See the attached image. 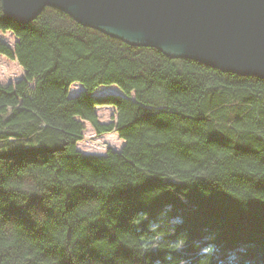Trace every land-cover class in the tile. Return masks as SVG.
<instances>
[{
	"label": "trees",
	"instance_id": "16d2710c",
	"mask_svg": "<svg viewBox=\"0 0 264 264\" xmlns=\"http://www.w3.org/2000/svg\"><path fill=\"white\" fill-rule=\"evenodd\" d=\"M0 32L25 70L0 84V264H264V80L54 8L19 24L0 2ZM84 121L122 150L80 152Z\"/></svg>",
	"mask_w": 264,
	"mask_h": 264
},
{
	"label": "water",
	"instance_id": "95a60500",
	"mask_svg": "<svg viewBox=\"0 0 264 264\" xmlns=\"http://www.w3.org/2000/svg\"><path fill=\"white\" fill-rule=\"evenodd\" d=\"M29 24L46 8L131 46L264 80V0H0Z\"/></svg>",
	"mask_w": 264,
	"mask_h": 264
},
{
	"label": "rangeland",
	"instance_id": "374dc122",
	"mask_svg": "<svg viewBox=\"0 0 264 264\" xmlns=\"http://www.w3.org/2000/svg\"><path fill=\"white\" fill-rule=\"evenodd\" d=\"M0 41L7 44L12 49L15 47L17 38L11 32H0ZM25 78V70L17 60L9 59L0 54V84H14ZM33 86V85H31ZM34 87V86H33ZM82 85L75 83L70 90V96L75 97L83 91ZM96 95L121 94L117 86H103L98 88ZM96 113L101 123L116 122L117 109L113 106L96 107ZM85 129L83 139L78 142L77 149L84 154L105 155L109 150L120 152L125 144L116 131L97 134L92 125L84 121Z\"/></svg>",
	"mask_w": 264,
	"mask_h": 264
}]
</instances>
